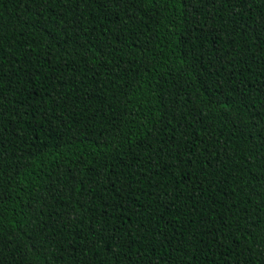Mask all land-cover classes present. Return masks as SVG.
I'll return each mask as SVG.
<instances>
[{"label":"trees","instance_id":"trees-1","mask_svg":"<svg viewBox=\"0 0 264 264\" xmlns=\"http://www.w3.org/2000/svg\"><path fill=\"white\" fill-rule=\"evenodd\" d=\"M0 264H264V0H0Z\"/></svg>","mask_w":264,"mask_h":264}]
</instances>
